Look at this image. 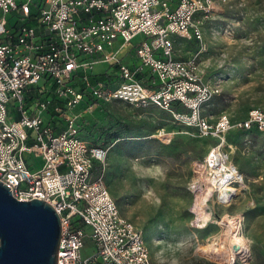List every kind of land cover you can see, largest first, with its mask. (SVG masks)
Masks as SVG:
<instances>
[{"label": "built area", "instance_id": "1", "mask_svg": "<svg viewBox=\"0 0 264 264\" xmlns=\"http://www.w3.org/2000/svg\"><path fill=\"white\" fill-rule=\"evenodd\" d=\"M221 4L0 0V181L15 199L39 198L58 213L56 264H153L141 230L121 215L103 180L107 148L80 134L81 104L88 110L104 104L131 116L158 109L178 128L210 137L188 189L201 207L233 197L219 192L222 183L236 184L226 134H264V108L252 107L240 119L220 114L210 120L203 107L218 88L202 77L195 57H179L174 45L202 42L203 24ZM137 35L142 39L130 45ZM98 65H104L101 71ZM177 129L158 127L154 137L166 143ZM227 216L236 235L239 219ZM86 236L93 252L82 256ZM237 258L247 264L239 254L222 264Z\"/></svg>", "mask_w": 264, "mask_h": 264}, {"label": "rangeland", "instance_id": "2", "mask_svg": "<svg viewBox=\"0 0 264 264\" xmlns=\"http://www.w3.org/2000/svg\"><path fill=\"white\" fill-rule=\"evenodd\" d=\"M221 1L222 9L203 24L204 48L198 40L174 45L179 57H195L202 77L218 88L204 115L235 120L252 107L264 108V0ZM6 17L14 21L13 13ZM141 39L137 35L130 45ZM77 111L81 136L107 148L103 180L121 215L141 230L153 264H222L235 236L224 215L239 219L236 235L245 238L247 264H264V134L231 130L226 149L245 187L230 205L210 199L201 207L189 184L211 140L190 129L160 142L154 137L157 127L178 128L160 110L132 118L106 106L88 110L81 104ZM210 242L218 253L201 251ZM93 246L84 237L81 255H90Z\"/></svg>", "mask_w": 264, "mask_h": 264}, {"label": "water", "instance_id": "3", "mask_svg": "<svg viewBox=\"0 0 264 264\" xmlns=\"http://www.w3.org/2000/svg\"><path fill=\"white\" fill-rule=\"evenodd\" d=\"M44 201H19L0 181V264H56L61 223Z\"/></svg>", "mask_w": 264, "mask_h": 264}, {"label": "bare ground", "instance_id": "4", "mask_svg": "<svg viewBox=\"0 0 264 264\" xmlns=\"http://www.w3.org/2000/svg\"><path fill=\"white\" fill-rule=\"evenodd\" d=\"M253 28H254V26H253ZM257 64H259V63H257ZM235 171H236V174H235V179H236L235 182H236V184H228L226 182L222 183L219 186V192L220 193H222V192H225V194H226V192L233 193V197H234L238 193L239 189H242V188L245 187V183L243 181V177H242L241 173L238 171L237 167H236ZM232 175H233V173L230 174V176H232ZM205 183H206L205 186L207 187L208 185H207V181L206 180H205ZM218 196H220V194H218ZM232 198L224 200L223 203H220V204L221 205H230ZM222 220H223V222H225V221L230 222L227 215H224ZM228 222H226V224H228V227H230L231 223H228ZM244 241H245V238L241 237L240 235H235V236L232 237V244H234V245L231 244L232 247H230V249H228L229 251L227 250L228 254L226 255L225 261H230L231 258L234 257V254H239L241 256L246 257V259H247V257H248V247L246 246ZM215 243L216 242L207 243L204 246H202L200 249H201V251L205 252L206 254L218 253L219 252V248L215 245Z\"/></svg>", "mask_w": 264, "mask_h": 264}, {"label": "trees", "instance_id": "5", "mask_svg": "<svg viewBox=\"0 0 264 264\" xmlns=\"http://www.w3.org/2000/svg\"><path fill=\"white\" fill-rule=\"evenodd\" d=\"M101 106H106V107H109V106H107V105H104V104H101ZM101 106H99V107H101ZM110 108V107H109ZM112 109V108H111ZM114 110V109H113ZM154 110H158V109H147V110H145V111H147L148 113L149 112H152V111H154ZM142 110H138V111H136V113L135 114H137V113H140ZM161 111V110H160ZM118 112V111H117ZM120 113V112H119ZM122 114V113H121ZM134 114V115H135ZM124 116H127V117H129V118H132V117H134V115H125V114H123ZM158 128V127H157ZM80 130V129H79ZM178 130V132H186V131H184L183 129H180V127L177 129ZM190 129H188V131H189ZM234 130V129H233ZM237 131H240V132H248V133H258V134H261L260 132H257L255 129H251L250 131H242V130H237ZM232 131L230 130L227 134H226V139H227V141L229 142V134L231 133ZM81 134V133H80ZM263 134V133H262ZM175 136V135H174ZM201 138H204V139H206V140H211V142H212V139L210 138V137H201Z\"/></svg>", "mask_w": 264, "mask_h": 264}]
</instances>
